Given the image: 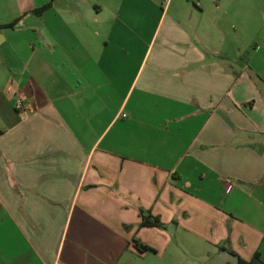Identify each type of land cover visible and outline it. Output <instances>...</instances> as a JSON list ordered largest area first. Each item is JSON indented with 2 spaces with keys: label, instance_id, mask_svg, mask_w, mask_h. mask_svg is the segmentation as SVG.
I'll return each mask as SVG.
<instances>
[{
  "label": "crops",
  "instance_id": "1",
  "mask_svg": "<svg viewBox=\"0 0 264 264\" xmlns=\"http://www.w3.org/2000/svg\"><path fill=\"white\" fill-rule=\"evenodd\" d=\"M256 254L264 0H0V264Z\"/></svg>",
  "mask_w": 264,
  "mask_h": 264
},
{
  "label": "trees",
  "instance_id": "2",
  "mask_svg": "<svg viewBox=\"0 0 264 264\" xmlns=\"http://www.w3.org/2000/svg\"><path fill=\"white\" fill-rule=\"evenodd\" d=\"M49 5L47 4L46 6H44V7H42V8H40V10H43V9H45V8H47ZM140 219H141V223L140 224H142V225H145V224H154V225H156L157 223V221L155 222V221H148V216H144L142 213H143V211L142 210H140ZM139 248L140 249H144V250H147V249H150L148 246H139ZM235 264H264V262L263 261H261L260 259H259V257H258V255L256 254V255H254L250 260H243V259H241V258H237L236 259V263Z\"/></svg>",
  "mask_w": 264,
  "mask_h": 264
},
{
  "label": "built area",
  "instance_id": "3",
  "mask_svg": "<svg viewBox=\"0 0 264 264\" xmlns=\"http://www.w3.org/2000/svg\"><path fill=\"white\" fill-rule=\"evenodd\" d=\"M14 110L18 111V112H25L26 111V106L23 102V99L20 95H16L14 98Z\"/></svg>",
  "mask_w": 264,
  "mask_h": 264
}]
</instances>
